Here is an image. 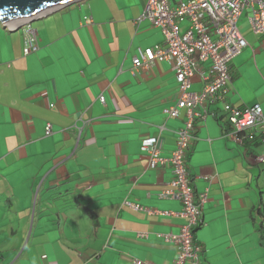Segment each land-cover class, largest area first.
<instances>
[{"label":"crops","instance_id":"obj_1","mask_svg":"<svg viewBox=\"0 0 264 264\" xmlns=\"http://www.w3.org/2000/svg\"><path fill=\"white\" fill-rule=\"evenodd\" d=\"M142 11V0L71 3L36 21L38 48L26 56L23 30L0 24V264L176 263L165 237L186 223L183 205L161 198L171 164L149 168L141 142L156 137L169 158L186 111L163 113L178 98L168 62L133 68L163 43L137 21ZM239 29L248 46L230 66L225 101L264 114V37ZM203 86L197 75L190 91ZM206 109L185 161L195 200L207 197L198 264H264L255 211H264V164L234 140L220 104Z\"/></svg>","mask_w":264,"mask_h":264},{"label":"built area","instance_id":"obj_2","mask_svg":"<svg viewBox=\"0 0 264 264\" xmlns=\"http://www.w3.org/2000/svg\"><path fill=\"white\" fill-rule=\"evenodd\" d=\"M143 11L138 22L147 21L158 28L163 43L143 51L141 57L133 59L134 70L146 69L156 62H168L178 84L176 103L163 110L169 118H178L181 110L186 111L183 126L176 132V150L169 158H163L157 147L156 137L142 140L141 149L148 155L151 169L171 164L173 179L169 188L162 191L161 198L179 200L183 208L180 216L186 223L179 235L166 236L165 241L178 246L176 264L186 261L196 263L199 248L193 244L192 229L197 227L202 214L206 195L195 200L184 167V158L193 139L195 123L204 120L206 106L220 102L230 134L238 144L242 136L264 135V114L259 105L235 107L225 101L227 86L231 82L230 65L248 43L239 29V20L246 14L248 26L253 34L264 37V0H142ZM245 13V14H244ZM27 23V22H26ZM22 26L23 54L37 51V36L30 24ZM186 23V24H185ZM14 24L7 29L17 28ZM184 26V27H183ZM199 75L204 82L199 92H191L192 80ZM100 102L104 103L103 97ZM51 134V126L45 128V135ZM264 147V139L262 140ZM254 160L264 163V153ZM124 206L137 211L152 212L137 203L125 201Z\"/></svg>","mask_w":264,"mask_h":264},{"label":"water","instance_id":"obj_3","mask_svg":"<svg viewBox=\"0 0 264 264\" xmlns=\"http://www.w3.org/2000/svg\"><path fill=\"white\" fill-rule=\"evenodd\" d=\"M80 0H0V24L10 27L17 24L14 30H21L25 23L17 19L26 18L34 14L26 24H32L39 18Z\"/></svg>","mask_w":264,"mask_h":264},{"label":"trees","instance_id":"obj_4","mask_svg":"<svg viewBox=\"0 0 264 264\" xmlns=\"http://www.w3.org/2000/svg\"><path fill=\"white\" fill-rule=\"evenodd\" d=\"M217 104H220V102ZM217 104H215V105H217ZM225 118H226V116H225ZM226 123H228V122H226ZM226 135H227V133H226ZM239 135H240V137H242L241 146L246 148V150H247L246 153L251 154L252 156H256L257 154H255L254 150H257V148L261 147L262 140L264 139V135L262 133L254 134L252 136H246V135L242 136L243 134H239ZM255 211H256V215H260L264 218V211H262L261 208H256ZM200 221H202V220H200ZM197 226L198 227H195L194 229H192V236H193V244H195L196 246L199 247V252H198V254H199V253H203V249L195 241V232H196L195 229L199 228V225H197ZM257 233L259 234V237H260V243H261L262 247L264 248V225H262V223L261 224L259 223L257 225Z\"/></svg>","mask_w":264,"mask_h":264},{"label":"clouds","instance_id":"obj_5","mask_svg":"<svg viewBox=\"0 0 264 264\" xmlns=\"http://www.w3.org/2000/svg\"><path fill=\"white\" fill-rule=\"evenodd\" d=\"M7 29V28H6ZM222 106V105H221ZM225 115V114H224ZM228 122V121H227ZM229 124V123H228ZM230 130H231V128H230ZM230 133V132H229ZM176 134V133H175ZM150 138V137H149ZM157 139V138H156ZM142 144V143H141ZM189 148H190V146H189ZM189 148L187 149V151H186V154H185V158H184V167H185V170H186V165H185V161H186V155H187V152H188V150H189ZM161 155V154H160ZM162 157V156H161ZM255 157V156H254ZM164 158V157H163ZM258 163V162H257ZM262 164H264V163H262ZM186 175H187V178H188V174H187V170H186ZM189 181V180H188ZM189 183H190V181H189ZM191 185V184H190ZM192 187V186H191ZM193 191H194V189H193ZM194 196H195V193H194ZM203 208V207H202ZM151 211V210H150ZM152 212V211H151ZM143 213H146V212H143ZM148 214V213H147ZM201 216H202V214H201ZM201 216H200V220H202L201 219ZM202 221H199V226H200V223H201ZM198 227V226H197ZM196 230V229H195ZM180 232H181V230H180ZM180 234V233H179ZM178 234V235H179ZM169 236V235H168ZM166 238V237H165ZM169 243H171V242H169ZM174 244V243H173ZM198 247V246H197ZM199 248V247H198ZM178 252H179V249H178V251H177V258H178ZM199 256H200V253L198 254V260H197V262L196 263H192V262H188V261H186L185 263H191V264H198V261H199ZM176 261H177V259H176ZM140 264V263H139ZM176 264V263H175ZM184 264V263H183Z\"/></svg>","mask_w":264,"mask_h":264},{"label":"rangeland","instance_id":"obj_6","mask_svg":"<svg viewBox=\"0 0 264 264\" xmlns=\"http://www.w3.org/2000/svg\"><path fill=\"white\" fill-rule=\"evenodd\" d=\"M245 14V13H244ZM35 23H37L36 21L35 22H33L32 24H30L31 25V27L32 26H34V24ZM247 23V19H246V14L243 16V17H241L240 18V20H239V26H242V24H246ZM186 24V23H185ZM184 27V26H183ZM6 224H8V218H6V222H5ZM23 262V261H22ZM21 262V263H22ZM26 264H29V263H26Z\"/></svg>","mask_w":264,"mask_h":264},{"label":"bare ground","instance_id":"obj_7","mask_svg":"<svg viewBox=\"0 0 264 264\" xmlns=\"http://www.w3.org/2000/svg\"><path fill=\"white\" fill-rule=\"evenodd\" d=\"M34 17V14L33 15H31V16H29V17H24V18H20V19H17L18 21L17 22H19V23H26V22H28L31 18H33ZM18 24V23H17ZM11 30V29H10Z\"/></svg>","mask_w":264,"mask_h":264}]
</instances>
